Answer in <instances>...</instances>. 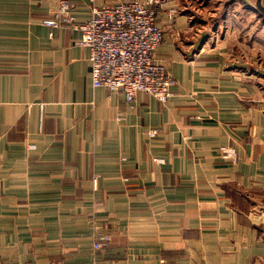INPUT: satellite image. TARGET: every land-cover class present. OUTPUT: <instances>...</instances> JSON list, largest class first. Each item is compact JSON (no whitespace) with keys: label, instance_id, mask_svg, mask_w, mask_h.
<instances>
[{"label":"crops","instance_id":"obj_1","mask_svg":"<svg viewBox=\"0 0 264 264\" xmlns=\"http://www.w3.org/2000/svg\"><path fill=\"white\" fill-rule=\"evenodd\" d=\"M61 1L81 23L132 0H0V264H264L251 0H159L172 97L134 103L92 87L79 32L43 23Z\"/></svg>","mask_w":264,"mask_h":264},{"label":"built area","instance_id":"obj_2","mask_svg":"<svg viewBox=\"0 0 264 264\" xmlns=\"http://www.w3.org/2000/svg\"><path fill=\"white\" fill-rule=\"evenodd\" d=\"M159 4V0L119 1L95 7L89 20L74 23L70 14L73 5L62 1L54 17L43 23L79 32L77 45L89 50L93 88L120 91L128 103L136 102L142 92L165 102L172 97L175 81L155 58L164 40L156 20L155 6ZM233 155L231 149L226 150L228 158ZM110 241V236H101L94 241L93 248H104Z\"/></svg>","mask_w":264,"mask_h":264},{"label":"water","instance_id":"obj_3","mask_svg":"<svg viewBox=\"0 0 264 264\" xmlns=\"http://www.w3.org/2000/svg\"><path fill=\"white\" fill-rule=\"evenodd\" d=\"M255 9L264 17V3H263V0H256Z\"/></svg>","mask_w":264,"mask_h":264},{"label":"rangeland","instance_id":"obj_4","mask_svg":"<svg viewBox=\"0 0 264 264\" xmlns=\"http://www.w3.org/2000/svg\"><path fill=\"white\" fill-rule=\"evenodd\" d=\"M62 2V1H61ZM61 2H60V4H61ZM255 0H251V5H252V7H253V9L255 10ZM263 3H264V0H263ZM262 18H264L259 12H257ZM55 14V13H54Z\"/></svg>","mask_w":264,"mask_h":264}]
</instances>
